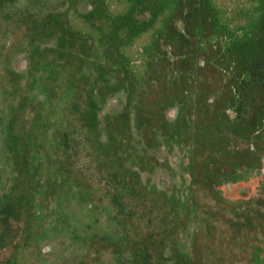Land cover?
I'll use <instances>...</instances> for the list:
<instances>
[{"label": "trees", "instance_id": "1", "mask_svg": "<svg viewBox=\"0 0 264 264\" xmlns=\"http://www.w3.org/2000/svg\"><path fill=\"white\" fill-rule=\"evenodd\" d=\"M20 1L0 0V140L12 178L0 197V250L9 249L0 264H18L46 216L59 230L67 205L88 219L95 199L108 205L111 229L90 232L89 220L71 229L82 251L73 264H264V195L234 205L215 196L222 178L251 166L263 136L264 0ZM17 52L27 65L12 70ZM118 93L126 105L105 118L103 141L101 104ZM130 109L149 137L195 136L208 228L190 231L189 215L143 188L136 161L127 166ZM45 164L56 167L46 179Z\"/></svg>", "mask_w": 264, "mask_h": 264}, {"label": "flooded vegetation", "instance_id": "2", "mask_svg": "<svg viewBox=\"0 0 264 264\" xmlns=\"http://www.w3.org/2000/svg\"><path fill=\"white\" fill-rule=\"evenodd\" d=\"M25 62L27 65L26 58ZM118 94L123 96L121 103L125 106V95L123 93ZM118 100L119 96L116 99L114 98V101ZM129 113L131 117L133 114L131 109ZM228 113L234 118V112L229 110ZM6 116L7 113L0 114V120L5 119ZM164 118L170 123L175 122L178 118V106L168 107L164 112ZM129 123L130 130L127 132V148L131 156L127 166L130 167L132 165L131 161L138 163L132 165V167L138 173L143 188L152 194L161 195L173 201V204L177 206L180 213L183 215L188 214L190 231H195L197 226L208 228V209L211 206V192L207 191V186H203L200 179H195V171H198L195 166L197 162H194L192 155L195 143L193 137L195 136L179 133V135L171 138L166 133L152 129L150 132L151 136L149 137L145 132V128H140L143 131L135 128V122L132 117ZM262 127V138H264V123ZM262 138L260 137V142L254 145L256 156L251 166L238 167L230 176L222 178L221 183L217 184L215 196L221 197L231 203V205H234L240 201L264 195V182L261 181L264 158L260 156V150L262 146L264 147ZM243 147L249 146L244 144ZM37 148L39 150L42 149L39 146ZM44 148L49 152L51 150L48 145H45ZM4 149L5 145L0 140V197L10 189L12 183L9 155ZM39 155L42 157L43 152L39 153ZM48 166L45 164L41 169L45 173L42 176L44 179L47 178L50 172L55 174L56 167L50 165L48 168ZM234 167L236 168V166L232 168L235 169ZM254 187L258 190L257 196L253 194L252 190ZM227 192L229 193L228 195ZM244 193H248V196L244 197ZM47 196L49 197L48 200L46 198L43 199L45 205L53 209L55 203L50 202V199L54 197V193H50ZM72 205L73 207L71 208L67 205L66 209L70 217L67 220L63 216L65 223L59 230L50 229L53 217L46 216V221L42 224L41 228H37L39 234L35 236L30 247L22 254L26 259L33 258L35 262H38L37 264H73L80 258L82 251L78 243L72 242V236L69 232L71 229H81L87 220H89L87 224H93L91 231L89 230L90 232L99 233L98 230L102 229L101 227H105L104 231L111 229L112 223L109 222V226L106 225V220L111 221L106 203H101L96 199L93 202H89L85 206L91 212L88 219L82 214L76 201H73ZM79 213L80 215H78ZM45 214H48V212L45 211ZM97 218H99V222ZM41 232L42 235L40 236ZM63 241L68 242L65 249L69 252L70 258H72L70 262L66 259L65 262L62 261L64 254H61V249L58 247L62 248L61 243Z\"/></svg>", "mask_w": 264, "mask_h": 264}, {"label": "rangeland", "instance_id": "3", "mask_svg": "<svg viewBox=\"0 0 264 264\" xmlns=\"http://www.w3.org/2000/svg\"><path fill=\"white\" fill-rule=\"evenodd\" d=\"M55 1L56 0H40V2L38 1V0H21L20 1V4H17V5H19L20 7H25V6H32L33 7V4L35 5V8L36 9H44V7H45V2H47V5L46 6H51V5H53L54 3H55ZM25 58H26V54L25 53H20V52H17V53H15L14 54V56H13V60H12V63H11V68H12V70H16V69H18V70H20V69H22V68H25V66H26V62H25ZM8 61H10V60H8ZM0 69L2 70L3 69V66L2 65H0ZM119 96V100L118 101H111L110 102V104L109 105H107L106 106V104H101L103 107V109L101 110V112H100V121H101V130H102V140L103 141H106L107 139H108V136H107V134H105V132L103 131V129H104V124H105V118H107V117H110V118H115V117H117L118 118V116H119V114H121V111L123 110V108L125 107L124 105H123V103H121V100L123 101V96H121V95H115V99H116V97H118ZM1 114V113H0ZM260 132V131H259ZM123 137V136H122ZM262 141H264V138H262ZM257 142H260V140H258ZM260 156L262 157V158H264V147L262 146V148H261V150H260ZM262 179H261V181H263L264 182V168H263V170H262ZM253 191V194H254V196H257V188L256 187H254V189L252 190ZM261 192V191H260ZM229 193L227 192V195H228ZM235 196V195H234ZM244 197H247L248 196V193H244V195H243ZM233 197V196H232ZM256 201V197L255 198H253V199H251L250 200V202H255ZM245 205V204H244ZM244 205H242V203H240V204H238V205H236L235 207H239L240 209H242L243 208V206ZM223 212V214H225L226 215V217H233L234 216V214H233V212L231 211V209H226V210H224V211H222ZM78 215H80V213L78 214ZM109 224V221L108 220H106V225H108ZM109 226V225H108ZM102 229H99L98 230V232L99 233H103L104 232V228L105 227H101ZM67 243L68 242H66V241H63L61 244H62V248H60V247H58L59 249H61V254H64V256H63V260L62 261H64L65 262V259L67 260V261H71L72 260V258H70V256H69V252L68 251H66V249H65V247H66V245H67ZM56 244H59V243H56ZM60 245V244H59ZM8 250L9 249H6V250H0V257H6V255H9V252H8ZM35 257H36V255L35 254H33ZM52 259H55V258H52ZM38 262H35V260L33 259V258H28V259H26L24 256L23 257H21V258H19V261H18V264H37Z\"/></svg>", "mask_w": 264, "mask_h": 264}]
</instances>
